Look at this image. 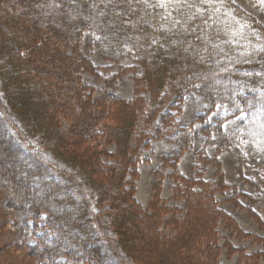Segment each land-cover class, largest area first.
Segmentation results:
<instances>
[{
  "label": "trees",
  "instance_id": "obj_1",
  "mask_svg": "<svg viewBox=\"0 0 264 264\" xmlns=\"http://www.w3.org/2000/svg\"><path fill=\"white\" fill-rule=\"evenodd\" d=\"M250 1L264 8V0ZM189 3L177 10L167 0H0V167H16L0 169V260L19 248L25 264H221L217 223L237 227L213 198L227 188L215 157L204 149L198 156L215 165V187L178 171L189 129L153 171L147 210L133 183L151 131L159 138L169 133L189 90L205 103L200 120L217 105L225 108L205 128L216 153L229 151L242 171L244 157L222 124L246 113L247 162L264 166V28L232 0ZM85 30L105 60L134 52L142 73L130 100L115 93L111 76L102 79L101 103L93 104L80 77L97 75L79 53ZM167 169L186 201L183 215L159 197ZM255 176L264 188V175ZM249 198L264 204V194ZM29 223H43L51 240L35 237L29 245ZM225 246L244 264H260L264 255Z\"/></svg>",
  "mask_w": 264,
  "mask_h": 264
},
{
  "label": "rangeland",
  "instance_id": "obj_2",
  "mask_svg": "<svg viewBox=\"0 0 264 264\" xmlns=\"http://www.w3.org/2000/svg\"><path fill=\"white\" fill-rule=\"evenodd\" d=\"M240 9L253 16L264 28V8L250 0H232ZM79 53L87 58L94 67L97 75L89 73L81 74V81L92 89V99L94 105L101 103L103 92V78L111 76L117 77V87L115 93L125 99L130 100L134 97L136 87V78L142 73L140 65L136 61L134 52H130L126 57L118 62H112L102 58L96 45V39L90 30H85L79 42ZM148 94L143 93L145 99ZM92 101V102H93ZM172 101L165 111L156 120L157 125H161L162 115L170 111V106L174 105ZM205 109V103L202 97L194 90H189L183 97L181 110L175 117V123L172 129L159 138L154 130L151 131L148 142L149 148L141 150L138 164L136 166L137 178L133 181L135 187V199L142 209L147 210L153 193L154 176L153 171L160 164L163 156H170L174 148L173 139L180 135L185 129L191 132V139L186 151L181 155L177 168L180 174L185 178L201 179L215 187L218 185L216 176V167L212 163L203 164L198 160L199 152L204 149V154L208 158L215 157L219 163L222 179L227 186L224 190H219L213 194L218 209L228 215L234 222L235 230L227 228L224 221L219 220L216 231L219 236L217 245L220 248L218 259L221 264H244L239 254L232 253L226 248V243H230L233 248L243 250L246 255L264 252V242L252 240L251 238H242L238 234L241 231L244 234L254 235L260 240H264V225L259 223V219L264 220V204L252 202L249 197L264 194V188L258 187L255 180V174L264 175V166L251 165L247 162V146L242 135V129L247 124V114L242 113L236 117L223 121L222 131L233 138L234 146L244 157L242 171L239 169L237 160L227 150H221L216 153V146L213 144L214 135L207 140L205 128L214 126L217 120L225 115V108L217 105L213 111L203 120L198 116L202 115ZM88 143V142H86ZM102 148L105 147V141L97 142ZM2 148V146H1ZM5 148V147H3ZM26 164L30 159L22 157ZM16 171V167L5 165V168ZM175 183L170 176V170L167 169L161 181V191L159 197L169 208L179 209V214L183 215L186 201L180 195L175 194ZM21 194V193H20ZM254 214V216L251 214ZM228 229V230H227ZM7 231H11L7 228ZM26 242L29 245L34 244L35 237H43L45 240H51V234L42 223L37 229L28 224L25 230ZM20 247V242H18ZM11 249L5 251L8 257L0 260V264H25L22 257L24 250ZM260 264H264V255L260 259Z\"/></svg>",
  "mask_w": 264,
  "mask_h": 264
},
{
  "label": "snow or ice",
  "instance_id": "obj_3",
  "mask_svg": "<svg viewBox=\"0 0 264 264\" xmlns=\"http://www.w3.org/2000/svg\"><path fill=\"white\" fill-rule=\"evenodd\" d=\"M201 2L211 6L212 4L215 3V0H201ZM167 4L174 6L177 10H180L185 6L187 7L193 6L189 3V0H167ZM161 6H166V5H161Z\"/></svg>",
  "mask_w": 264,
  "mask_h": 264
}]
</instances>
